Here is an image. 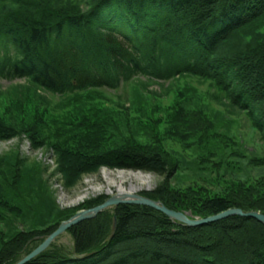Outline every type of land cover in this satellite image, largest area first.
Instances as JSON below:
<instances>
[{
    "label": "trees",
    "instance_id": "trees-1",
    "mask_svg": "<svg viewBox=\"0 0 264 264\" xmlns=\"http://www.w3.org/2000/svg\"><path fill=\"white\" fill-rule=\"evenodd\" d=\"M79 1L0 0L10 5L8 10L0 9V43L6 44L1 74L27 78L60 95L114 88L139 74L160 79L194 74L215 81L231 104L247 110L264 134V45L240 49L232 56L220 54L235 31L260 15L263 2L89 0V10L83 11L81 6L89 3ZM94 129L100 133L98 126ZM20 133L7 127L0 130V138ZM29 137L35 147L43 144L39 136L30 133ZM102 141H92L96 150ZM87 143L75 141L71 150L54 144L60 171L76 176L105 166L153 173L162 181L142 194L193 218L231 208L264 212L263 182L237 181L227 194L204 198H200L204 190L170 193L166 181L177 172L171 158L131 149L104 151L103 147L101 152ZM106 199L88 200L83 206L93 208ZM9 214L24 217L25 210L13 206L0 189V264H15L41 243L36 236L49 235L59 226L41 233L20 230L3 235L1 226ZM73 228L75 245L70 254L54 241L26 264H264V224L254 218L235 215L188 226L148 206L120 204Z\"/></svg>",
    "mask_w": 264,
    "mask_h": 264
},
{
    "label": "rangeland",
    "instance_id": "rangeland-1",
    "mask_svg": "<svg viewBox=\"0 0 264 264\" xmlns=\"http://www.w3.org/2000/svg\"><path fill=\"white\" fill-rule=\"evenodd\" d=\"M87 1L89 5L81 6L83 11L91 6ZM260 1L264 4V0ZM9 8L10 5L0 3L1 10ZM263 10L249 25L232 34L220 54L232 56L240 49L264 45ZM5 46L0 43V61ZM12 51L11 47L9 52ZM1 72L3 69H0V130L11 127L22 133L19 139L1 141L0 189L13 206L25 210L24 217L9 214L4 218L3 235L20 230L45 232L77 212L90 209L83 206L88 200L116 195L121 183L127 189L131 184L138 186L133 194L142 195L162 181L153 173L105 166L96 173L75 176L62 169L54 175L57 167L50 168L39 156L24 155L30 133L39 136L43 142L40 146L48 151L53 149L51 153L55 156L58 153L54 144L71 150L75 141L79 144L88 141L87 145L96 150L92 141L101 139L103 146L98 145L96 151L102 152L104 147V151L162 153L177 167L176 174L166 181L170 193L189 188L199 193L204 190L206 193L200 194L204 198L227 194L230 187L237 186V181L264 183L263 132L255 127L248 111L231 104L226 93L211 79L189 73L169 79L139 74L114 88H89L60 95L27 78H8ZM95 126L100 133L92 130ZM60 161L57 156L56 162L62 166ZM55 179L62 181L61 186ZM74 226L55 239V244L69 254L75 245ZM36 237L42 243L48 234Z\"/></svg>",
    "mask_w": 264,
    "mask_h": 264
},
{
    "label": "water",
    "instance_id": "water-1",
    "mask_svg": "<svg viewBox=\"0 0 264 264\" xmlns=\"http://www.w3.org/2000/svg\"><path fill=\"white\" fill-rule=\"evenodd\" d=\"M120 204H136V205H144L151 207L155 210H158L165 215H167L170 219L174 221H178L182 224L188 226H201L205 224H209L212 222H216L219 220L226 219L231 216H241L247 218H254L264 224V213L258 211H244L241 208H231L226 211L220 212L215 215H211L205 218H193L190 214H187L182 211H176L168 208L163 202L151 199L147 196L141 194H121L118 192L116 195L109 197L102 204L97 205L90 209H83L77 212L73 217L69 220L62 222L56 230H54L39 246H37L34 250H32L29 254L23 257L21 260L16 262L15 264H26L31 261L33 258L40 255L49 246L53 243V241L58 238L61 234L67 231L73 225H76L84 220L93 218L97 216L103 210L112 207L118 206ZM117 218H114V229L116 227Z\"/></svg>",
    "mask_w": 264,
    "mask_h": 264
},
{
    "label": "bare ground",
    "instance_id": "bare-ground-1",
    "mask_svg": "<svg viewBox=\"0 0 264 264\" xmlns=\"http://www.w3.org/2000/svg\"><path fill=\"white\" fill-rule=\"evenodd\" d=\"M7 141H10V140H7ZM2 149V142H1V140H0V150ZM27 150V152L28 153H31V151H30V147H29V145H27V148H26ZM52 151H47V150H44V148H39V149H37V150H35L34 152H33V154L35 155V156H39V159L41 160L42 159V161L43 162H45V163H47L49 166H50V168H55L56 167V163H55V160H54V155L51 153ZM41 157V158H40ZM54 178H56L55 176H54ZM56 182H58V184L60 183L61 184V182L59 181V180H57V179H55V183ZM53 184H54V181H53ZM57 184V185H58ZM59 184V185H60ZM61 186V185H60ZM58 189V188H57ZM62 189H64V188H62ZM138 190V186H135V185H133V184H131L130 185V188L129 189H127V188H125L124 187V185H123V183H121L120 185H119V192L121 193V194H133V193H135V191H137ZM59 191H60V189H59ZM47 250V249H46Z\"/></svg>",
    "mask_w": 264,
    "mask_h": 264
}]
</instances>
